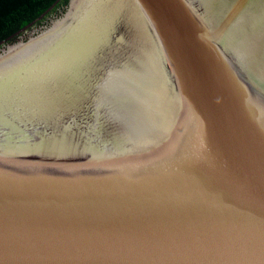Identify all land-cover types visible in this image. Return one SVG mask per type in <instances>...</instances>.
Instances as JSON below:
<instances>
[{
    "label": "water",
    "instance_id": "1",
    "mask_svg": "<svg viewBox=\"0 0 264 264\" xmlns=\"http://www.w3.org/2000/svg\"><path fill=\"white\" fill-rule=\"evenodd\" d=\"M56 11L0 42V264H264V0Z\"/></svg>",
    "mask_w": 264,
    "mask_h": 264
},
{
    "label": "trees",
    "instance_id": "2",
    "mask_svg": "<svg viewBox=\"0 0 264 264\" xmlns=\"http://www.w3.org/2000/svg\"><path fill=\"white\" fill-rule=\"evenodd\" d=\"M67 0H0V42L54 13Z\"/></svg>",
    "mask_w": 264,
    "mask_h": 264
},
{
    "label": "flooded vegetation",
    "instance_id": "3",
    "mask_svg": "<svg viewBox=\"0 0 264 264\" xmlns=\"http://www.w3.org/2000/svg\"><path fill=\"white\" fill-rule=\"evenodd\" d=\"M57 12V11H56ZM55 12V13H56ZM48 16H50V14H47L45 17H43V19L40 21L41 23L42 22H45V21H48L47 19H48Z\"/></svg>",
    "mask_w": 264,
    "mask_h": 264
}]
</instances>
